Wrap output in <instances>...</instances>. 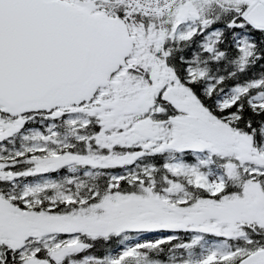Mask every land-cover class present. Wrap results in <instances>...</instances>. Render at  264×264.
Wrapping results in <instances>:
<instances>
[{"label":"snow or ice","instance_id":"6c2138e0","mask_svg":"<svg viewBox=\"0 0 264 264\" xmlns=\"http://www.w3.org/2000/svg\"><path fill=\"white\" fill-rule=\"evenodd\" d=\"M0 264H264V0H0Z\"/></svg>","mask_w":264,"mask_h":264}]
</instances>
